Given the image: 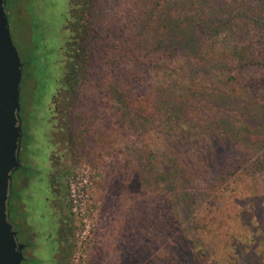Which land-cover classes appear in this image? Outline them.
<instances>
[{
    "label": "rangeland",
    "instance_id": "rangeland-1",
    "mask_svg": "<svg viewBox=\"0 0 264 264\" xmlns=\"http://www.w3.org/2000/svg\"><path fill=\"white\" fill-rule=\"evenodd\" d=\"M68 2L5 0L10 37L21 62L22 165L31 152V169L24 165L26 169L13 174H31V192H17L27 206L31 202L24 214L31 220L30 238L22 223L18 225L20 242L31 247L30 264L52 262L53 243L40 232L39 221L49 195L43 187L44 171L56 158L64 166L69 210L64 264H163L167 256L168 264H194L187 253L195 249L202 252L200 264H264V168H240L215 181L223 168L220 163L232 155L245 152L253 160L264 156V103L222 96L207 85L195 87L183 95L181 106L171 103L158 109L175 115L174 124L163 131L149 124L150 118L130 102L125 89L114 88L112 74L98 62L100 51L95 48L89 51L90 69L100 76L91 78L76 97H66L56 81L62 70ZM96 4L106 31L128 25L127 0ZM236 34L231 29L220 35L221 45L237 41ZM153 87L151 99H162ZM180 128H188L191 139L184 138ZM194 136L199 138L196 145L191 142ZM199 152L209 155L206 173L189 177L177 158L194 161ZM50 157L54 163L49 164ZM85 169L89 202L78 216L71 209L69 179ZM11 198L13 206L14 191ZM10 217L17 227L15 209Z\"/></svg>",
    "mask_w": 264,
    "mask_h": 264
},
{
    "label": "trees",
    "instance_id": "trees-1",
    "mask_svg": "<svg viewBox=\"0 0 264 264\" xmlns=\"http://www.w3.org/2000/svg\"><path fill=\"white\" fill-rule=\"evenodd\" d=\"M253 1L127 0L128 25H116L109 32L101 25L97 0H69L66 35L60 48L62 70L56 82L66 97L74 98L79 89L87 88L91 78L101 74L90 69L89 51L95 48L100 51L98 62L112 74L114 88L125 89L130 102L150 118L149 124L162 126L163 131L174 124L175 115L167 110L159 113L158 109L171 103L181 106L183 95L195 87L198 90L207 85L222 96L264 103V0ZM232 3L236 4L234 10L224 13ZM231 29L237 32V41L222 46L220 35ZM153 85L162 99H151L149 88ZM179 131L184 138L193 136L188 128ZM191 142L196 145L199 138L194 136ZM199 154L194 161L186 162L177 155L189 177L206 173L209 155ZM256 157L253 160L245 152L232 155L226 163H220L223 168L215 181L225 180L240 168L263 169L264 156ZM187 255L194 264H200L199 249ZM169 260L167 256L163 264Z\"/></svg>",
    "mask_w": 264,
    "mask_h": 264
},
{
    "label": "water",
    "instance_id": "water-1",
    "mask_svg": "<svg viewBox=\"0 0 264 264\" xmlns=\"http://www.w3.org/2000/svg\"><path fill=\"white\" fill-rule=\"evenodd\" d=\"M21 62L11 40L5 0H0V264H20L22 243L8 219L11 172L19 166Z\"/></svg>",
    "mask_w": 264,
    "mask_h": 264
},
{
    "label": "flooded vegetation",
    "instance_id": "flooded-vegetation-1",
    "mask_svg": "<svg viewBox=\"0 0 264 264\" xmlns=\"http://www.w3.org/2000/svg\"><path fill=\"white\" fill-rule=\"evenodd\" d=\"M20 151V147H19ZM19 155V152H18ZM20 157L18 156V159ZM21 161V159H19ZM24 160V159H23ZM19 161V166L11 172L10 175V189L8 193L7 205H8V219L11 222L12 228L15 231V236L17 242L22 243L23 247L21 249L22 253V260L20 264H30L28 261L31 258V247L28 246V242H20L18 238V225L22 223L23 229L25 230L26 234L30 238L31 236V220H28L27 217L24 215L27 211L31 210V202L27 206L23 195H17V192L21 190L23 193L27 188L31 192V174L29 176H25L20 174L19 176L13 177V174L18 171L19 169H26L24 165L31 169V152L28 153V161L22 165ZM56 163H54L53 158H49V164L52 162L54 165L51 167H47L46 171H44V179L45 182L43 183L44 189L47 190L49 195L44 197L45 204L42 205V212L40 214V221H39V228L40 232L44 233L47 237H49V241L52 242V253H51V264H64L62 262L64 259V249L62 247L63 240L65 239L68 233V217H69V210H68V203L64 197V182L63 178L65 176V170L62 162L59 158H56ZM22 171V170H21ZM20 172V171H19ZM14 191L15 198L13 206L11 205V196L12 192ZM17 195V196H16ZM28 208V209H27ZM15 209L18 212V220L17 227L14 225L12 220L10 219L11 210ZM27 209V211H26ZM45 211H48V215L45 214ZM30 219H31V212H30ZM25 250V251H24ZM28 254H27V253Z\"/></svg>",
    "mask_w": 264,
    "mask_h": 264
},
{
    "label": "built area",
    "instance_id": "built-area-1",
    "mask_svg": "<svg viewBox=\"0 0 264 264\" xmlns=\"http://www.w3.org/2000/svg\"><path fill=\"white\" fill-rule=\"evenodd\" d=\"M89 184V171L87 169L75 173L69 179V198L71 209L74 214L82 216L88 207L89 195L87 186Z\"/></svg>",
    "mask_w": 264,
    "mask_h": 264
}]
</instances>
